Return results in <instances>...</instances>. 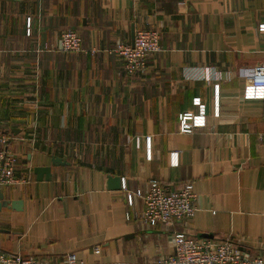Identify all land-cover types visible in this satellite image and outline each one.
Masks as SVG:
<instances>
[{"label": "crops", "instance_id": "0c3cea01", "mask_svg": "<svg viewBox=\"0 0 264 264\" xmlns=\"http://www.w3.org/2000/svg\"><path fill=\"white\" fill-rule=\"evenodd\" d=\"M262 24L264 0H0V134L12 136L20 161V181L0 193L23 201L21 210L0 209V249L45 261L75 253L87 263L156 264L183 231L264 256V99L244 98L264 60ZM143 28L160 32L162 50L130 76L114 48ZM68 29L82 37L81 51L60 48ZM196 97L207 124L181 133L178 116L198 111ZM54 156L64 164L53 165ZM38 166L53 178L37 180ZM110 177L125 188H112ZM150 179L172 191L194 183L195 216L144 222L143 200L130 206L127 193Z\"/></svg>", "mask_w": 264, "mask_h": 264}, {"label": "built area", "instance_id": "2783aa9c", "mask_svg": "<svg viewBox=\"0 0 264 264\" xmlns=\"http://www.w3.org/2000/svg\"><path fill=\"white\" fill-rule=\"evenodd\" d=\"M260 29L264 30V24L260 26ZM27 32H31V18L27 20ZM60 48L65 52L81 51L83 49L82 37L76 30H65L61 35ZM161 50L160 32L153 28L137 30L132 43H120L114 48V51L123 60L126 74L130 76L144 73L148 69L149 57ZM219 86V84L214 85L215 94L217 93V104L219 103ZM244 98L264 99V60L248 75ZM193 104L198 109L196 113L184 111L178 116L179 131L181 133H193L195 129L205 127L207 124V105L201 101L200 97L194 98ZM11 140L12 136L0 134V191L3 187L20 181L16 177L20 161L18 155L9 149ZM151 152V136H148V158L152 157ZM178 157L179 152L171 153V165L177 166L179 164ZM122 184L125 188L124 179H122ZM136 197L143 200L142 219L150 226H173L178 222L192 219L198 210L196 205L198 194L192 182H188L180 189L172 191L167 190L160 180L150 179L146 190L137 189L134 192L127 193V203L130 206L134 205ZM173 242L174 253L161 256L156 264H264V256L245 255L240 244L231 238L214 240L181 231L173 234ZM0 264L96 263H87L80 260L75 253H67L62 260L45 261L34 256L0 249Z\"/></svg>", "mask_w": 264, "mask_h": 264}, {"label": "water", "instance_id": "95a60500", "mask_svg": "<svg viewBox=\"0 0 264 264\" xmlns=\"http://www.w3.org/2000/svg\"><path fill=\"white\" fill-rule=\"evenodd\" d=\"M133 41L135 38V31H133ZM20 129H12V133L17 135L20 131ZM52 163L53 165H60L64 164V161L60 157H52ZM34 172L37 176V180H51L53 178L51 167L50 166H38L35 167ZM111 187L114 189H120L122 188V180L120 177H110ZM0 209L2 206L10 207L15 210H21L23 208V201L22 200H3V195L0 193ZM204 237H211V235L203 234Z\"/></svg>", "mask_w": 264, "mask_h": 264}]
</instances>
